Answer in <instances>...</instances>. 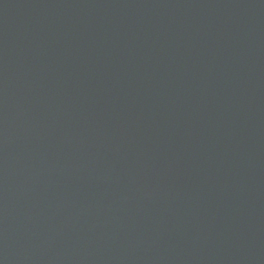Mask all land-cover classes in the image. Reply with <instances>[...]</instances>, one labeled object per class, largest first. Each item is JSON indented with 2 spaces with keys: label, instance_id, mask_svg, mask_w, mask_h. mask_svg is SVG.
Returning a JSON list of instances; mask_svg holds the SVG:
<instances>
[{
  "label": "water",
  "instance_id": "95a60500",
  "mask_svg": "<svg viewBox=\"0 0 264 264\" xmlns=\"http://www.w3.org/2000/svg\"><path fill=\"white\" fill-rule=\"evenodd\" d=\"M0 264H264V0H0Z\"/></svg>",
  "mask_w": 264,
  "mask_h": 264
}]
</instances>
